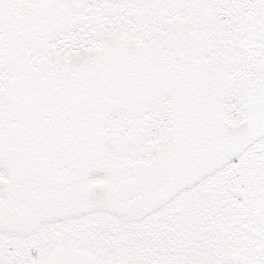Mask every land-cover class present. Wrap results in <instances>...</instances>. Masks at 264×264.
I'll list each match as a JSON object with an SVG mask.
<instances>
[{"label":"snow or ice","instance_id":"1","mask_svg":"<svg viewBox=\"0 0 264 264\" xmlns=\"http://www.w3.org/2000/svg\"><path fill=\"white\" fill-rule=\"evenodd\" d=\"M0 264H264V0H0Z\"/></svg>","mask_w":264,"mask_h":264}]
</instances>
